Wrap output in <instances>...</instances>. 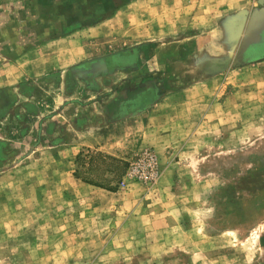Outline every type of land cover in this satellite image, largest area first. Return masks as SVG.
Wrapping results in <instances>:
<instances>
[{"label": "rangeland", "instance_id": "1", "mask_svg": "<svg viewBox=\"0 0 264 264\" xmlns=\"http://www.w3.org/2000/svg\"><path fill=\"white\" fill-rule=\"evenodd\" d=\"M0 264H264V0H0Z\"/></svg>", "mask_w": 264, "mask_h": 264}, {"label": "built area", "instance_id": "2", "mask_svg": "<svg viewBox=\"0 0 264 264\" xmlns=\"http://www.w3.org/2000/svg\"><path fill=\"white\" fill-rule=\"evenodd\" d=\"M140 163L142 164V167L144 169V170H141V173H143L145 171L152 178L156 176V165H155L156 164V158H155V156H153L150 152H145L140 159ZM132 173H138V172H136L135 169L130 168L126 172V176L131 175Z\"/></svg>", "mask_w": 264, "mask_h": 264}, {"label": "crops", "instance_id": "3", "mask_svg": "<svg viewBox=\"0 0 264 264\" xmlns=\"http://www.w3.org/2000/svg\"><path fill=\"white\" fill-rule=\"evenodd\" d=\"M175 1H176V2H178V1L182 2V1H184V0H175ZM22 75H23V73H22ZM22 75H21V76H22ZM1 82H3V80H2ZM194 133H195V132H194ZM194 133H193V134H191V136L189 137V139H188L187 143H188V142H190L191 140H193V139H194V136H195V134H194Z\"/></svg>", "mask_w": 264, "mask_h": 264}]
</instances>
